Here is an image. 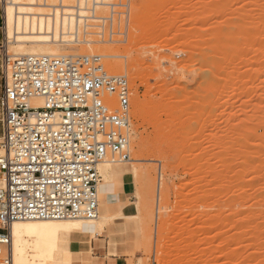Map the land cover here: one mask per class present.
Returning <instances> with one entry per match:
<instances>
[{
    "label": "rangeland",
    "instance_id": "obj_1",
    "mask_svg": "<svg viewBox=\"0 0 264 264\" xmlns=\"http://www.w3.org/2000/svg\"><path fill=\"white\" fill-rule=\"evenodd\" d=\"M130 10L115 28L125 37L59 48L102 56L132 88V161L117 166L133 176L107 190L136 217L104 230L122 229V264H264V0H131ZM2 85L0 71V97Z\"/></svg>",
    "mask_w": 264,
    "mask_h": 264
},
{
    "label": "built area",
    "instance_id": "obj_2",
    "mask_svg": "<svg viewBox=\"0 0 264 264\" xmlns=\"http://www.w3.org/2000/svg\"><path fill=\"white\" fill-rule=\"evenodd\" d=\"M65 42H114L131 0H40ZM8 3V4H7ZM0 2V30L6 10ZM0 45V260L13 264L10 229L30 220H93L99 165L130 162L132 88L100 55H11Z\"/></svg>",
    "mask_w": 264,
    "mask_h": 264
},
{
    "label": "bare ground",
    "instance_id": "obj_3",
    "mask_svg": "<svg viewBox=\"0 0 264 264\" xmlns=\"http://www.w3.org/2000/svg\"><path fill=\"white\" fill-rule=\"evenodd\" d=\"M69 1L71 2L72 0ZM7 7L5 15V45L21 47V49H18L20 53L14 55H27L24 48L30 46L35 48L33 54L30 55L60 56L59 48L66 45H62L59 42H65L67 38L63 37L58 28L46 24L41 19L47 11L40 0H11ZM9 9H11V13H9ZM130 11L126 14L127 16H130ZM35 34L39 37L36 40H25L22 37V35ZM101 42L100 40H87L85 45L90 47L95 44L100 45ZM73 46L71 45V47ZM40 48L47 50V54H42ZM8 51L10 53V50ZM104 57L108 58L111 67L118 65L117 59L120 58L118 54L108 52ZM117 163V160L107 158L98 167L101 178L103 177L104 180L103 183L100 182L98 185L99 214L96 219L15 222L10 229L13 264H63L66 252L61 250L60 245L66 235L96 236L103 232L105 224L110 225L118 219L136 217L134 214L127 217L122 213L111 214L109 204L111 197L107 190L110 182L126 176H133V172L129 168L117 166ZM159 220L161 221V219ZM159 220L157 221L158 224ZM62 221L71 222L64 224L61 223ZM32 239L35 241H32ZM29 249L32 251L30 252Z\"/></svg>",
    "mask_w": 264,
    "mask_h": 264
},
{
    "label": "crops",
    "instance_id": "obj_4",
    "mask_svg": "<svg viewBox=\"0 0 264 264\" xmlns=\"http://www.w3.org/2000/svg\"><path fill=\"white\" fill-rule=\"evenodd\" d=\"M6 35V33H5ZM8 47V46H7ZM2 135V124L0 137ZM119 183L127 184V178L118 179ZM110 210L113 213L121 212L124 216L127 214V207L119 205L115 194L111 195ZM124 221L116 220L113 224ZM118 227H114L111 232L104 230L101 235H66L61 242L60 248L66 252L63 258V264H122L126 261L124 255L128 251V243L125 235ZM73 254L76 255L75 259Z\"/></svg>",
    "mask_w": 264,
    "mask_h": 264
},
{
    "label": "snow or ice",
    "instance_id": "obj_5",
    "mask_svg": "<svg viewBox=\"0 0 264 264\" xmlns=\"http://www.w3.org/2000/svg\"><path fill=\"white\" fill-rule=\"evenodd\" d=\"M9 13H11V9H9Z\"/></svg>",
    "mask_w": 264,
    "mask_h": 264
}]
</instances>
